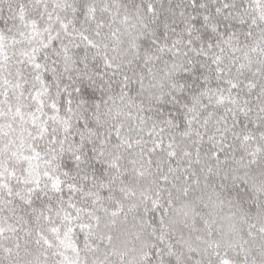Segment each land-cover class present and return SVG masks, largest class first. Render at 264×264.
I'll return each instance as SVG.
<instances>
[{"label":"snow or ice","instance_id":"obj_1","mask_svg":"<svg viewBox=\"0 0 264 264\" xmlns=\"http://www.w3.org/2000/svg\"><path fill=\"white\" fill-rule=\"evenodd\" d=\"M0 264H264V0H0Z\"/></svg>","mask_w":264,"mask_h":264}]
</instances>
